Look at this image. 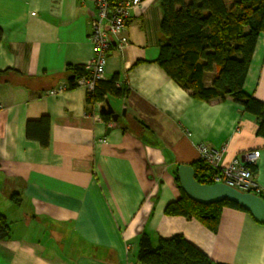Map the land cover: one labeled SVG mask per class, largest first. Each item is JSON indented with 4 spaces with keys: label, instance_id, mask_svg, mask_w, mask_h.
I'll return each instance as SVG.
<instances>
[{
    "label": "crops",
    "instance_id": "0c3cea01",
    "mask_svg": "<svg viewBox=\"0 0 264 264\" xmlns=\"http://www.w3.org/2000/svg\"><path fill=\"white\" fill-rule=\"evenodd\" d=\"M96 15L94 0H0V70L17 71L0 82V212L11 226L0 264H142L144 232L154 246L183 234L216 262L264 264V223L249 212L224 207L216 231L165 213L181 196L178 166L199 159V143L226 146L225 161L257 150L264 193V138L232 96L198 99L156 62L160 0L131 8L129 44L110 50L104 78L119 73L128 86L108 98L116 121L103 119L101 104H87L83 86L49 93L67 81L69 66L91 63ZM244 90L264 102V32ZM42 115L51 120L47 147L26 134Z\"/></svg>",
    "mask_w": 264,
    "mask_h": 264
},
{
    "label": "trees",
    "instance_id": "16d2710c",
    "mask_svg": "<svg viewBox=\"0 0 264 264\" xmlns=\"http://www.w3.org/2000/svg\"><path fill=\"white\" fill-rule=\"evenodd\" d=\"M163 18L160 23V54L156 62L181 87L190 89L198 99L209 100L232 96L246 111L259 121L257 134L264 138V102L246 93L244 83L258 36L264 32V0H160ZM2 30L0 29V39ZM67 83L75 87L74 80L91 72L84 65L68 67ZM17 71L13 68L0 70V82ZM208 72H215L211 83H205ZM74 75V79L69 77ZM128 92L126 82L120 81L119 73L111 78H100L95 90L87 94V104H104L109 96H124ZM109 113H102L110 121ZM50 117L42 115L29 120L26 134L39 141L41 146L50 143ZM196 178L201 183L209 180L212 169L202 160L194 162ZM256 172V164L250 165ZM177 185L181 196L169 202L165 208L168 215L195 218L212 231H216L224 207L248 212L240 205L223 200L202 204L190 199ZM264 198L263 191L258 193ZM10 223L0 212V241L9 236ZM138 260L142 264H226L212 260L183 234L160 237L156 246L150 235L144 232L139 240Z\"/></svg>",
    "mask_w": 264,
    "mask_h": 264
},
{
    "label": "built area",
    "instance_id": "2783aa9c",
    "mask_svg": "<svg viewBox=\"0 0 264 264\" xmlns=\"http://www.w3.org/2000/svg\"><path fill=\"white\" fill-rule=\"evenodd\" d=\"M97 15L90 19L91 31L89 38L94 47V56L86 66L91 70L88 76L74 80L76 86H83L87 94L95 90V82L104 77L110 50L116 47L122 50L129 44L124 36L130 10L144 0H94ZM35 14V12H33ZM69 89L67 81L52 88L50 94H59ZM199 159L212 169L209 180L212 183H224L244 192L260 193L261 186L256 180L255 172L250 165L256 164L259 152L245 150L236 153L225 161L227 147L215 148L206 143L197 145Z\"/></svg>",
    "mask_w": 264,
    "mask_h": 264
},
{
    "label": "water",
    "instance_id": "95a60500",
    "mask_svg": "<svg viewBox=\"0 0 264 264\" xmlns=\"http://www.w3.org/2000/svg\"><path fill=\"white\" fill-rule=\"evenodd\" d=\"M74 75L69 78L74 79ZM101 113H109L114 121L118 114L113 106L106 100L100 106ZM125 114V110H123ZM180 187L192 200L202 204H213L228 200L236 203L247 210L253 218L264 223V198L253 192H244L224 183L206 184L196 178V170L191 164H180L177 169Z\"/></svg>",
    "mask_w": 264,
    "mask_h": 264
}]
</instances>
